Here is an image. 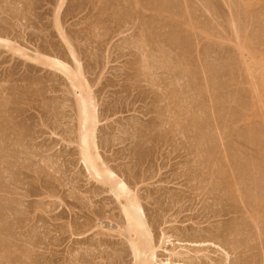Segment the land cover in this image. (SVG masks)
<instances>
[{"label":"rangeland","instance_id":"1","mask_svg":"<svg viewBox=\"0 0 264 264\" xmlns=\"http://www.w3.org/2000/svg\"><path fill=\"white\" fill-rule=\"evenodd\" d=\"M0 39V264L133 262L84 84L155 263L264 264V0H0Z\"/></svg>","mask_w":264,"mask_h":264},{"label":"bare ground","instance_id":"2","mask_svg":"<svg viewBox=\"0 0 264 264\" xmlns=\"http://www.w3.org/2000/svg\"><path fill=\"white\" fill-rule=\"evenodd\" d=\"M1 40V39H0ZM1 40L0 42H2ZM2 43H6L5 41ZM5 45V44H4ZM7 45V44H6ZM29 58V57H28ZM31 59V58H30ZM51 59V58H50ZM48 59V60H50ZM74 59V57H73ZM37 62L42 60H37ZM75 60V59H74ZM47 61V60H46ZM45 61V63H46ZM50 66V68L55 69L56 71H60L72 84V87L77 90L81 89V85L79 80L77 81L76 73L70 71L68 67L64 65V63L60 62L56 59H51L46 64ZM76 68V67H75ZM79 69V68H78ZM77 69V70H78ZM79 73V71L77 72ZM78 75V74H77ZM80 75V74H79ZM82 82V81H81ZM82 85L83 90L87 92L86 89ZM86 89V90H84ZM81 93V91H79ZM79 93V94H80ZM85 93V94H86ZM83 94V95H85ZM80 95L78 100V108L80 112V131H79V147H80V159L85 166L86 170L90 174L91 178L95 181L103 182L104 185L108 184V191L117 201L120 207V212L123 217V222L125 224V237L127 241V245L129 246V251L132 254L133 262L132 264H156V247L154 245L151 232L148 228V224L143 216V210L141 208V204H139L136 196L130 191L125 182L119 177L115 176L110 170L105 168L104 165L99 163L98 154H96V144L94 142V127L96 124V115H94L92 109V102L88 99L91 96ZM95 109V108H94ZM78 113V112H77ZM79 114V113H78ZM78 128V129H79ZM101 162V161H100ZM104 166V167H103ZM106 183V184H105ZM107 185V186H108ZM107 191V192H108ZM124 233V232H123ZM121 235V233L119 234ZM164 237V236H163ZM166 237L163 238L162 243L166 241ZM181 253L172 254V255H180ZM165 264H171L169 261H166ZM179 264V263H172Z\"/></svg>","mask_w":264,"mask_h":264}]
</instances>
